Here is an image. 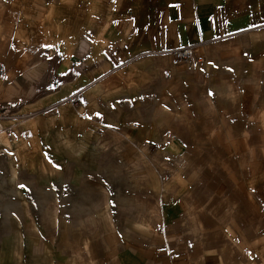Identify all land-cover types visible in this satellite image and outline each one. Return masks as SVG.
Wrapping results in <instances>:
<instances>
[{"label": "crops", "instance_id": "1", "mask_svg": "<svg viewBox=\"0 0 264 264\" xmlns=\"http://www.w3.org/2000/svg\"><path fill=\"white\" fill-rule=\"evenodd\" d=\"M199 41L200 61L151 53ZM77 89L79 106L43 117L44 136L59 124L74 152L38 147L51 233L76 264H264V0L0 2V107ZM25 143L5 148L23 155L9 156L19 203H31ZM19 255L31 264V230L0 245V264Z\"/></svg>", "mask_w": 264, "mask_h": 264}, {"label": "rangeland", "instance_id": "2", "mask_svg": "<svg viewBox=\"0 0 264 264\" xmlns=\"http://www.w3.org/2000/svg\"><path fill=\"white\" fill-rule=\"evenodd\" d=\"M2 1L4 2V0H0V2ZM205 45L202 46L199 51L203 59L206 58V52L204 51ZM176 59L179 60L177 57ZM72 74L73 70H67L64 75L58 76V82L72 77ZM41 81L42 85L48 83L46 78L44 82L41 77ZM81 92V89L74 90L46 106L29 112H25L19 108L17 109L14 106L0 107V245H9L10 243L14 246L18 245V243L21 242V235L31 230V264L79 263L77 256H80L81 254L79 253L81 252L75 253L74 250H71V252L65 249L62 250V247L64 248L62 244H65L67 240L65 234L53 236L55 233H51V224L49 222L51 221L50 217L53 213H51V207H53V211H55V195H53L55 194V189L50 183H47V181L49 182L50 180L49 169H51V167L47 166L44 162L46 156L40 153L38 147L46 145V147L57 148L61 145L68 144V149H71L69 154L70 152H74L76 140H68V138H66V132L61 134V126L59 124L54 123L56 128H49L48 130L51 132L44 136L45 134H43V132L45 128L43 125V117L59 114V110L66 105L76 108L82 101ZM34 119L39 120L37 126L33 125ZM30 121L31 124L29 123ZM55 121L58 122V120ZM30 133L31 203H19L15 200L19 198V194L25 193L27 186L24 180L17 178L19 172H23V168L21 169L18 166L15 172L14 169L17 168V165H10L9 156L16 159L18 157H23V155L14 157L13 154L11 155L5 148L11 149V147H13L12 150H15L17 146H26L25 142L30 136ZM44 142L45 144H43ZM89 144H93L92 140ZM68 157L75 156L68 155ZM76 157L79 158V156ZM17 161L21 163L20 160ZM17 161H15V164H17ZM77 161L79 160H72L71 163ZM87 174L93 175L92 172H88ZM93 179L92 176H86V180L83 182L79 179V183L84 185L87 183L91 186L93 185ZM22 185L23 187H21ZM68 190L70 189L68 188ZM51 196H53L52 199H49ZM25 220L29 227L23 226ZM66 221L73 220L69 219ZM49 224L50 226L47 227L46 225ZM10 253L9 251V254ZM14 253L13 251L11 254L14 255ZM48 257L51 258V262ZM7 262H11L12 264H18L19 262L24 263L20 255L13 256L12 260H8ZM99 262L100 264H112V260H100Z\"/></svg>", "mask_w": 264, "mask_h": 264}, {"label": "built area", "instance_id": "3", "mask_svg": "<svg viewBox=\"0 0 264 264\" xmlns=\"http://www.w3.org/2000/svg\"><path fill=\"white\" fill-rule=\"evenodd\" d=\"M204 43L205 41H199L175 46L173 48L165 50H153L151 51V53H171L175 55L180 61L195 62L203 59V56L200 54L199 51Z\"/></svg>", "mask_w": 264, "mask_h": 264}, {"label": "snow or ice", "instance_id": "4", "mask_svg": "<svg viewBox=\"0 0 264 264\" xmlns=\"http://www.w3.org/2000/svg\"><path fill=\"white\" fill-rule=\"evenodd\" d=\"M48 47H52V46H48ZM48 59H52V58L48 57ZM209 94L212 95V93H209ZM97 115L99 116V114H97ZM89 118H91V117H89ZM21 187H23V185Z\"/></svg>", "mask_w": 264, "mask_h": 264}]
</instances>
